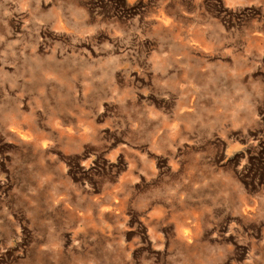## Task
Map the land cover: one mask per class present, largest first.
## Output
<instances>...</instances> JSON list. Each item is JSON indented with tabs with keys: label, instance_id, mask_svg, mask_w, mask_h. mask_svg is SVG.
<instances>
[{
	"label": "rangeland",
	"instance_id": "1",
	"mask_svg": "<svg viewBox=\"0 0 264 264\" xmlns=\"http://www.w3.org/2000/svg\"><path fill=\"white\" fill-rule=\"evenodd\" d=\"M0 264H264V0H0Z\"/></svg>",
	"mask_w": 264,
	"mask_h": 264
},
{
	"label": "crops",
	"instance_id": "2",
	"mask_svg": "<svg viewBox=\"0 0 264 264\" xmlns=\"http://www.w3.org/2000/svg\"><path fill=\"white\" fill-rule=\"evenodd\" d=\"M35 142H37V141H35ZM185 229H188V231H187V233H184V230ZM185 229H183V231L180 233V238L181 239H191L192 237H193V232H192V229L190 228V227H186Z\"/></svg>",
	"mask_w": 264,
	"mask_h": 264
},
{
	"label": "bare ground",
	"instance_id": "3",
	"mask_svg": "<svg viewBox=\"0 0 264 264\" xmlns=\"http://www.w3.org/2000/svg\"><path fill=\"white\" fill-rule=\"evenodd\" d=\"M23 135H25V133H23ZM130 162H133V161H130ZM126 178V177H125ZM188 229H185L184 230V233H187Z\"/></svg>",
	"mask_w": 264,
	"mask_h": 264
}]
</instances>
